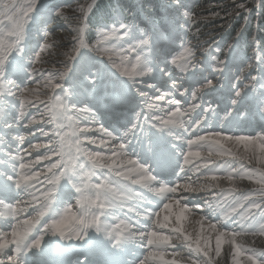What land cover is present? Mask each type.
Here are the masks:
<instances>
[{
    "label": "snow or ice",
    "instance_id": "obj_1",
    "mask_svg": "<svg viewBox=\"0 0 264 264\" xmlns=\"http://www.w3.org/2000/svg\"><path fill=\"white\" fill-rule=\"evenodd\" d=\"M148 4L117 0L101 22L97 0H77L65 59L41 69L34 65L48 63L56 45L36 28L46 23L39 17L67 20L64 6L0 0V264H50L37 256L65 250L73 254L60 264H114L110 252L131 257L119 264H221L225 243L223 264H264V127L239 131L250 93L264 119V71L243 76L253 83L235 91L234 113L225 111L217 130L216 110L196 101L216 91L210 70H228L238 40L197 45V61L198 36L186 39L199 32L191 10L181 24L173 16L181 0L158 12ZM234 7L236 15L253 10ZM254 7L264 11V0ZM251 47L249 69L264 67V42L253 36ZM37 133L46 140L33 143ZM242 180L257 187L241 191ZM186 214L207 230L189 232Z\"/></svg>",
    "mask_w": 264,
    "mask_h": 264
},
{
    "label": "rangeland",
    "instance_id": "obj_2",
    "mask_svg": "<svg viewBox=\"0 0 264 264\" xmlns=\"http://www.w3.org/2000/svg\"><path fill=\"white\" fill-rule=\"evenodd\" d=\"M17 2H23V0H17ZM46 3H49L50 0H45ZM57 4L64 6L65 15L68 17L65 19H49L46 12L42 13L39 17L41 21H45L46 23L39 24L36 28L45 27L51 32V35L48 37L50 42H55V47L51 50V54H46L44 59L49 61L48 63H44L42 65H34L37 68L47 69L50 68L51 62H57L59 60L65 59L62 56V53L67 50V46H70V41L73 33L71 29L77 26L76 20L73 18L72 10L76 7L77 0H55ZM81 3L84 0H80ZM117 2V0H97L99 5L95 16L93 17L94 21H104L107 16L110 8ZM129 6L132 7H140L141 0H125ZM169 3L176 4V0H149L148 7L146 11L148 12H158L165 9V6ZM183 7L180 8L179 13L173 12V16L176 20H179L181 24H183V16L185 10H191L194 14V18L197 20V27L199 28V32L194 31L193 33L198 36V39H192L196 41V43H191V45L195 48V50H200V54L203 52V47H214L215 45L212 42H216L221 44L223 47L226 44L232 43L235 40H238V51L239 58L233 61V65L229 66L228 70L222 75L219 72H212L210 70V78H213V85L216 87V91L212 92L209 95L203 96L201 100H197L196 103H200L203 106V102L209 96L218 97V107L212 106L213 109L218 110L221 109L222 112L219 117L222 118L224 116L225 111L234 113V107L230 103L229 97L226 95V87L228 85L233 86L234 89L239 91L244 85H250L253 82L251 79L244 80L243 76L248 72H251L252 76H259L262 71H264V67L260 65H256L253 68L249 69L248 65L253 63L252 55V38L256 36L262 42H264V15L263 11L254 7L256 0H181ZM244 3L249 7H252L253 10L251 13H243L241 12L239 15H236V9L234 7L235 4ZM213 13H218L219 15H213ZM245 15H247V20L245 19ZM3 23H7V21H3ZM238 24L235 29V32H231L234 26ZM196 29V28H195ZM34 32L37 36L42 35V33ZM237 33H240L239 37H237ZM94 39L95 33L91 34ZM187 39V37H186ZM192 42V41H191ZM205 42H208L207 44ZM43 43V41H41ZM181 41H177V55L180 54L182 49L180 48ZM32 45L35 46V41L32 42ZM197 45H201L203 47H197ZM197 53V52H196ZM197 55V54H196ZM197 57H195L196 59ZM223 59V57H221ZM200 60H204V56L200 57ZM59 67V65H58ZM240 76V81L237 80V75ZM205 75H209V72H206ZM240 83V87H237V83ZM35 87V85H32ZM196 87H200L199 84ZM255 87L258 89L259 84H255ZM248 101L249 105L253 109H256L258 113V93L255 94V98L253 94L250 93V96L245 99L242 103L241 108L244 112L247 111ZM193 101L191 102V104ZM190 104V105H191ZM189 105V106H190ZM34 112L35 110L32 109ZM199 111V110H198ZM235 116L233 120H235ZM246 122V121H245ZM239 123V126L243 129L244 123ZM231 130V129H230ZM232 132V131H230ZM46 138L39 136L37 133L35 140L36 142H43ZM237 181L236 186L241 191H248L253 187H257L255 184L247 181ZM227 182H222V187L227 189ZM243 184V185H242ZM253 186V187H252ZM74 203V202H73ZM194 216V215H191ZM165 234H167V230H164ZM169 253L175 251V249H169ZM187 251L186 249L184 250ZM221 264H223L221 262Z\"/></svg>",
    "mask_w": 264,
    "mask_h": 264
},
{
    "label": "bare ground",
    "instance_id": "obj_3",
    "mask_svg": "<svg viewBox=\"0 0 264 264\" xmlns=\"http://www.w3.org/2000/svg\"><path fill=\"white\" fill-rule=\"evenodd\" d=\"M248 181V180H247ZM246 181V182H247ZM244 182V181H243ZM244 182V183H246ZM248 183V182H247ZM227 184V183H226ZM240 185V183H237ZM243 185V184H242ZM253 187V186H252ZM254 188V187H253ZM186 220L183 222L184 226L186 227V229L191 232L193 235L197 234V233H200L201 232V229L203 228L205 231L207 230V225L206 224H201L200 223V217L199 215H194V216H191V214H186ZM213 246H214V238H213ZM260 242H258L259 244ZM81 246H77L76 249H80ZM228 244L225 243V244H222V258H221V262L223 263V253L226 252L228 250ZM55 255L53 256H48L47 253H44V254H41V255H38L37 256V259H40V260H48L49 262L52 260V258L54 257ZM228 264H230V257H229V261H228Z\"/></svg>",
    "mask_w": 264,
    "mask_h": 264
},
{
    "label": "trees",
    "instance_id": "obj_4",
    "mask_svg": "<svg viewBox=\"0 0 264 264\" xmlns=\"http://www.w3.org/2000/svg\"><path fill=\"white\" fill-rule=\"evenodd\" d=\"M263 15H264V11H263ZM237 26H238V24H236V25L234 26V28L231 30V32H233V31L235 32V29H236ZM194 31H196L195 27H193V28L191 29L190 34L192 35V33H193Z\"/></svg>",
    "mask_w": 264,
    "mask_h": 264
}]
</instances>
